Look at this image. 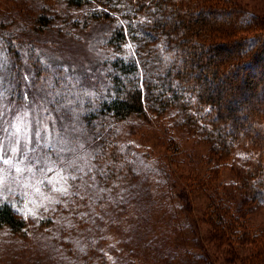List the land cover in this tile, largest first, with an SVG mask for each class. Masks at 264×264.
<instances>
[{"label": "rangeland", "instance_id": "obj_1", "mask_svg": "<svg viewBox=\"0 0 264 264\" xmlns=\"http://www.w3.org/2000/svg\"><path fill=\"white\" fill-rule=\"evenodd\" d=\"M64 2L50 9L55 30L36 49L72 82L70 91L60 96L35 87L29 104L0 105V204H12L29 225L25 236L0 230V264H84L82 253L88 259L97 241L110 264H184L186 254L208 255L213 264H259L251 244L234 250L209 224L211 198L199 183L214 181L206 175L210 147L175 118L111 120L132 173L101 186L95 157L102 148L88 115L107 98L111 53L104 44L121 22L76 27L81 8ZM223 2L264 20V0ZM44 6L42 0H0V22L29 34L24 28ZM234 174L223 169L216 187L236 190ZM225 199L240 210L246 204L247 230L264 234V204L247 205L239 192Z\"/></svg>", "mask_w": 264, "mask_h": 264}, {"label": "trees", "instance_id": "obj_2", "mask_svg": "<svg viewBox=\"0 0 264 264\" xmlns=\"http://www.w3.org/2000/svg\"><path fill=\"white\" fill-rule=\"evenodd\" d=\"M42 1L45 8L33 16L30 28H24L29 34L11 31L0 22V105L29 104L26 97L35 87L60 96L72 87L61 71L44 61L41 49H36L42 36L54 32L52 16L57 17L50 9L58 0ZM64 3L66 8H81L76 27L121 22L104 44L111 53L107 98L99 111L88 115L102 148L95 157L101 186L118 175L129 179L132 173L120 150L117 125L111 120L148 114L155 119L175 118L180 128L210 147L206 175L214 181L199 183L211 198L206 211L209 224L234 250L251 244L253 256L264 264V234L247 230L242 210L246 204L240 210L225 199L239 192L247 205L264 204V20L223 0ZM239 150L243 155L237 154ZM223 169L234 171L236 180L230 187L236 190H225L223 183L216 187ZM107 175L111 179L105 183ZM170 205L174 223L172 212L176 210ZM3 228L19 236L29 230L27 221L8 202L0 204ZM83 233L90 232L84 228ZM99 244L89 245L88 259L82 253L84 264H110ZM181 263L213 261L205 254H186Z\"/></svg>", "mask_w": 264, "mask_h": 264}, {"label": "snow or ice", "instance_id": "obj_3", "mask_svg": "<svg viewBox=\"0 0 264 264\" xmlns=\"http://www.w3.org/2000/svg\"><path fill=\"white\" fill-rule=\"evenodd\" d=\"M2 158H3V150H2V148H0V159H2ZM42 159L43 158L37 159L36 160V163H42ZM49 162H52V161H49Z\"/></svg>", "mask_w": 264, "mask_h": 264}]
</instances>
